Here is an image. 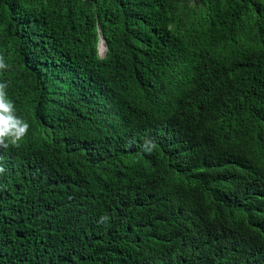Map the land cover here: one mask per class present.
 Masks as SVG:
<instances>
[{"label":"trees","instance_id":"16d2710c","mask_svg":"<svg viewBox=\"0 0 264 264\" xmlns=\"http://www.w3.org/2000/svg\"><path fill=\"white\" fill-rule=\"evenodd\" d=\"M0 56V264H264V0H0Z\"/></svg>","mask_w":264,"mask_h":264},{"label":"clouds","instance_id":"9594fccd","mask_svg":"<svg viewBox=\"0 0 264 264\" xmlns=\"http://www.w3.org/2000/svg\"><path fill=\"white\" fill-rule=\"evenodd\" d=\"M8 67L5 58L0 56V71L7 70ZM7 87L6 83H0V150L19 146L29 129V124L16 115L15 105L7 96ZM157 147L158 145L152 139H146L142 145V151L150 153ZM3 159V156H0V174L6 171L2 163Z\"/></svg>","mask_w":264,"mask_h":264},{"label":"water","instance_id":"95a60500","mask_svg":"<svg viewBox=\"0 0 264 264\" xmlns=\"http://www.w3.org/2000/svg\"><path fill=\"white\" fill-rule=\"evenodd\" d=\"M106 51H107V47H106L105 41L102 40V43L100 44V55L101 56L104 55Z\"/></svg>","mask_w":264,"mask_h":264}]
</instances>
